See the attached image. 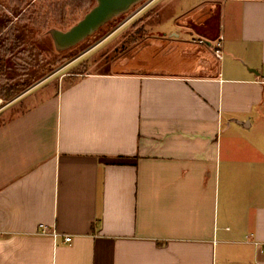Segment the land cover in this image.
I'll use <instances>...</instances> for the list:
<instances>
[{
  "label": "crops",
  "instance_id": "crops-1",
  "mask_svg": "<svg viewBox=\"0 0 264 264\" xmlns=\"http://www.w3.org/2000/svg\"><path fill=\"white\" fill-rule=\"evenodd\" d=\"M173 28L0 119V264H264V0Z\"/></svg>",
  "mask_w": 264,
  "mask_h": 264
},
{
  "label": "rangeland",
  "instance_id": "rangeland-1",
  "mask_svg": "<svg viewBox=\"0 0 264 264\" xmlns=\"http://www.w3.org/2000/svg\"><path fill=\"white\" fill-rule=\"evenodd\" d=\"M75 1L0 0V14L12 13L13 15L4 14L9 20L12 16L16 17L15 21L12 19V24L3 29L4 32L0 36L2 46L6 44L3 47L8 49L0 51V119L7 118L27 106V97L31 94L25 93L31 88L42 89L47 84L58 86L59 81L63 86L67 81H71L75 74L105 71L112 66L118 68L119 60L132 57L131 55L137 54L139 59L150 60L151 65L148 68L163 66L162 64L172 56L163 53L162 48L153 52L150 45L144 46L148 42L151 43L152 38L162 40V36L169 35L174 30L173 23L178 30L179 26L183 27L181 29L189 33L188 37L192 41L213 40L217 35L221 0H141L81 42L62 51L54 49L48 34L50 28H38L37 36L32 41L35 47L31 46L30 42L24 44L25 46L13 42L12 27L21 26L26 21L27 14L13 13L14 11H30L40 7L44 13H49L62 5L64 12L69 14L64 19L65 22L72 23L79 20L94 3V0ZM134 13L137 14L128 20ZM69 26L71 25L67 28ZM56 28L63 30L60 26ZM8 47H13V50L10 51ZM140 47L144 50H140ZM48 76L52 77L49 78L51 80L41 85ZM11 87L17 88V94L6 97L4 89Z\"/></svg>",
  "mask_w": 264,
  "mask_h": 264
},
{
  "label": "water",
  "instance_id": "water-1",
  "mask_svg": "<svg viewBox=\"0 0 264 264\" xmlns=\"http://www.w3.org/2000/svg\"><path fill=\"white\" fill-rule=\"evenodd\" d=\"M141 0H94L93 5L65 30L50 28L54 49L62 51L81 42L115 16L129 10Z\"/></svg>",
  "mask_w": 264,
  "mask_h": 264
},
{
  "label": "trees",
  "instance_id": "trees-1",
  "mask_svg": "<svg viewBox=\"0 0 264 264\" xmlns=\"http://www.w3.org/2000/svg\"><path fill=\"white\" fill-rule=\"evenodd\" d=\"M78 1L79 0H76L75 2ZM86 1L92 2L93 0H86ZM55 9L57 10H55L54 12L51 11L49 13H44L40 7L30 10V13H27L25 15L26 21H24V23H22L21 26L12 27L13 41H15L16 43H23L29 40L33 41L37 36L36 31H38V28L40 27L49 29L60 26L63 27V30H65L64 28L67 29L68 25H72V23L75 22V21L72 23L65 22L64 19L69 14L64 12L62 5H60L59 7H55ZM70 14H74V13H70ZM9 21L10 20L8 19V17H4V14H0V31L3 30V28L8 24ZM4 90L6 91L4 94L6 97L8 95L12 96L13 94L14 95L17 94L16 92L17 88L12 89L11 87L9 89H4Z\"/></svg>",
  "mask_w": 264,
  "mask_h": 264
},
{
  "label": "built area",
  "instance_id": "built-area-1",
  "mask_svg": "<svg viewBox=\"0 0 264 264\" xmlns=\"http://www.w3.org/2000/svg\"><path fill=\"white\" fill-rule=\"evenodd\" d=\"M213 53H214V55L216 57H220L221 56V51H220V48H219V44L218 43L215 44V47L213 49ZM39 232L50 234L54 240H56V238L58 236H60L54 229H50L49 230V228L46 225H42V224L39 225ZM61 236H62V240L64 242H68L71 239V235H65V234H63ZM259 248H260L261 251L264 252V242L259 244Z\"/></svg>",
  "mask_w": 264,
  "mask_h": 264
},
{
  "label": "flooded vegetation",
  "instance_id": "flooded-vegetation-1",
  "mask_svg": "<svg viewBox=\"0 0 264 264\" xmlns=\"http://www.w3.org/2000/svg\"><path fill=\"white\" fill-rule=\"evenodd\" d=\"M6 12H4V13H2V14H5ZM10 12H7L6 14H9ZM13 13H30V11L28 10V11H26V10H19L18 12H13ZM11 15H13L12 13H10ZM137 13H134L132 16H130L129 18H128V20L129 19H131V18H133V16H135ZM4 17H8L7 15L5 16L4 15ZM12 19H13V21H15L14 19H16V17L15 16H12ZM12 19H10V21L8 22V24H12ZM8 24L3 28L4 30L8 27ZM4 30L3 31H0V36L3 34L2 32H4ZM13 39V38H12ZM14 43H15V41H13ZM28 42H30L29 44L32 46L34 43L31 41V40H29V41H27V42H23V43H17V44H19V45H24V44H26V43H28ZM2 44L3 43H1V41H0V51L2 50V51H4L5 49H6V47H3V46H5L6 44H4L3 46H2ZM9 44H7V46H8ZM25 46V45H24ZM34 47H35V45H33ZM9 48V50L11 51V50H13V47H8ZM16 48V47H15ZM7 51H8V49H6ZM1 59V58H0ZM2 60V59H1Z\"/></svg>",
  "mask_w": 264,
  "mask_h": 264
}]
</instances>
